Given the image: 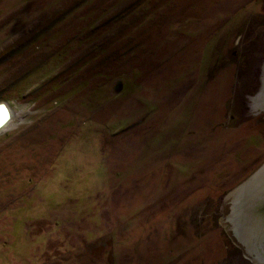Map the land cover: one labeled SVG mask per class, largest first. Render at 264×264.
Returning <instances> with one entry per match:
<instances>
[{"label":"rangeland","instance_id":"1","mask_svg":"<svg viewBox=\"0 0 264 264\" xmlns=\"http://www.w3.org/2000/svg\"><path fill=\"white\" fill-rule=\"evenodd\" d=\"M0 119V264H264V0H0Z\"/></svg>","mask_w":264,"mask_h":264},{"label":"bare ground","instance_id":"2","mask_svg":"<svg viewBox=\"0 0 264 264\" xmlns=\"http://www.w3.org/2000/svg\"><path fill=\"white\" fill-rule=\"evenodd\" d=\"M4 121H5V119H0V125L3 124ZM246 184H247V183H246ZM244 185H245V184H244ZM244 185H243V186H244ZM243 186H242V187H243ZM246 187H249L248 184H247ZM238 191H239V190L237 189V190L233 191L230 195H231V196H234V194H236ZM236 196H237V194H236ZM246 197H247V196H246ZM240 199H241V198H240ZM234 203H235V201H234Z\"/></svg>","mask_w":264,"mask_h":264}]
</instances>
